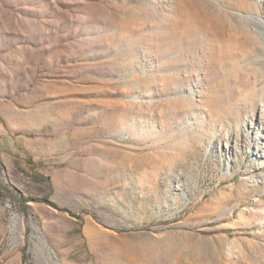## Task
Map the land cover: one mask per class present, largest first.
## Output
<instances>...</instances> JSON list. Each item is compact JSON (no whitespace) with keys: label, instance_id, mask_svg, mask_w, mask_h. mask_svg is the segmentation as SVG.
Masks as SVG:
<instances>
[{"label":"rangeland","instance_id":"obj_1","mask_svg":"<svg viewBox=\"0 0 264 264\" xmlns=\"http://www.w3.org/2000/svg\"><path fill=\"white\" fill-rule=\"evenodd\" d=\"M250 16L264 0H0V264H264Z\"/></svg>","mask_w":264,"mask_h":264},{"label":"bare ground","instance_id":"obj_2","mask_svg":"<svg viewBox=\"0 0 264 264\" xmlns=\"http://www.w3.org/2000/svg\"><path fill=\"white\" fill-rule=\"evenodd\" d=\"M260 1V0H259ZM261 3V2H260ZM250 20H251V22L255 25V26H257V27H259L263 32H264V18H262V17H259V16H250ZM253 26V25H252ZM254 26V27H255ZM258 29V28H257ZM260 30V31H261ZM262 35H263V38H264V33H261Z\"/></svg>","mask_w":264,"mask_h":264}]
</instances>
